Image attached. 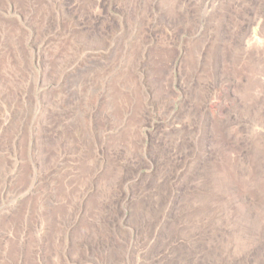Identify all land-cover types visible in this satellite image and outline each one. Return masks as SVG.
Listing matches in <instances>:
<instances>
[{
	"label": "rangeland",
	"instance_id": "1",
	"mask_svg": "<svg viewBox=\"0 0 264 264\" xmlns=\"http://www.w3.org/2000/svg\"><path fill=\"white\" fill-rule=\"evenodd\" d=\"M18 2L19 0H0V21L4 23L7 32L0 34L1 250L13 247L15 235L25 221L29 227L33 226L39 197L44 192L56 194L54 187L59 179L70 170L71 166L75 165L76 160L80 158L78 156L83 155L88 149L80 145L84 142L83 140L77 146L78 151H73V146L79 140V136L75 134L79 131L76 128L80 126L85 134L82 137L95 146L90 145L92 156L105 161L111 157V151L115 153V150L108 148H110V140L120 133L122 127L117 126H123L130 131L136 130H132L138 139L134 140L137 143L133 149L135 152L132 150V154L128 155L126 149L120 147L123 151L121 158L132 167L128 171L129 179L123 183L118 179L115 184L109 182L106 186V189L110 188L109 196H114L112 201L115 202L116 213L119 215L117 219L113 214L116 219V230L123 231L131 239H134L135 235L125 221L131 215L128 205L135 202L133 183L139 184L150 176H157L156 170L160 166L158 164L152 166L149 158L154 152L158 156L159 149L155 147L158 144L157 137L162 139L164 136L173 135L177 139L185 138L188 155H191L187 158L188 160L181 153L182 155H179L181 161L177 163L173 148H171L172 153L161 159L163 167L169 163L167 166H169L168 172L172 182L176 181V177H180L178 185L176 184L174 188L171 184L170 188L173 187L172 191L175 189L176 193L183 195L190 178L189 169L200 161V156L205 152L204 149L209 147L208 141L205 146L200 136L198 138L194 136L198 130L196 125L189 129V121L196 119L197 121L203 119L207 124L209 123V135L216 137L219 141L220 159H223L220 173L222 172L223 178H226L225 180L232 186L229 200L235 209L239 212L258 213L264 217V208L261 210L255 203V188L235 179L225 163L227 152L238 150L240 147L241 136L243 138L248 136L252 140L254 135L251 132H244L237 137L221 133L216 127L218 119L225 118L227 114L231 117L236 116L235 111L241 107L235 90L240 77L243 79L247 77V68L243 67L232 72L229 78L220 76L222 71L220 69L219 77L215 76L214 79H208L205 83L197 77L190 78L188 72L185 73L184 67L190 45H199L202 63L214 62L217 57L222 56L217 48L223 47L228 39L226 37L231 36L226 33V28L235 23L238 25L234 37L236 46H245L247 49L255 45L264 46V0H151V2L150 0H45V7H39V9L37 7L36 10L28 8L30 12L21 11ZM41 8L47 9V17L43 16V13L41 18L38 17ZM48 17L50 18L46 19ZM148 21L152 23L149 24ZM75 45L80 48L76 50ZM135 46L138 54L133 56L131 49ZM159 50L167 53V57L162 61L164 72L162 77L167 76L166 88L164 82L155 76L154 71L156 70L155 62H158L155 54L157 51L161 52ZM6 52H10L12 59L7 58ZM16 53L18 58L13 55ZM16 59L17 61L14 62ZM19 60L23 62L22 65ZM127 64L132 66L131 72L135 77H133L135 85L140 83L154 86L157 89L156 92L140 99L139 102L136 100L135 102L140 104L134 102L133 111H129L128 107L122 104V107L124 105L123 108L129 111L127 114L116 113L109 99L110 102H106L104 113H102L103 108L96 103L95 97L101 92L106 93L108 89L111 90L109 80L112 81L114 77L120 75ZM14 65L19 67L16 69L22 70L21 73L14 69ZM103 67L106 68L103 81L98 82L96 86H81L88 75L97 73L98 69ZM215 73L218 74V71ZM197 86L200 88H196ZM196 95L202 100L197 101V104L194 99ZM192 96L193 100H191ZM14 101L18 102L16 107L11 105ZM29 103L32 106V113H19V109H26ZM198 104H202V108L205 109L202 113L200 112L202 108L196 109L195 105ZM135 110L138 113H134ZM107 111L113 116L114 123L110 121L112 117ZM101 116H105L104 119H101ZM17 119L31 124L28 131V147L25 150L20 146L23 145L21 140L23 131L18 132ZM102 120L104 122L108 120L113 125L108 124L104 128ZM131 122H135V128L131 126ZM69 123L72 125L69 126ZM260 130L264 134V128ZM12 132L14 133L12 141L8 142ZM48 149L52 150L47 152ZM244 153L246 154L247 151L245 150ZM134 156L136 159L133 158ZM137 164L142 165L138 167ZM98 167H100L99 173H103L104 167H101L100 163ZM100 177L89 181L90 183L87 182L88 180L82 181L78 189L80 204L73 215L74 224L62 235V245L66 249L73 243L75 231L80 226L79 222L82 220L85 207L96 193L94 192L97 190L96 187L100 185ZM83 184L87 185L85 193L82 191ZM28 207L30 210L27 209L26 216L25 209ZM29 231L26 230V232ZM3 238H6V243ZM151 241V244H154L155 241ZM150 249H154L152 245ZM66 251L64 250L61 254L63 264H98L100 261L99 253L91 257L90 261H83L79 258L74 260V257ZM142 254H148V259H144ZM9 256H13L11 252ZM159 257L161 256L155 255L154 251L147 252L143 249L134 255L133 260L136 261L135 264H150L154 260L157 261ZM24 261L21 264H46L43 252L35 254L30 261ZM53 261L52 264L59 263L56 258Z\"/></svg>",
	"mask_w": 264,
	"mask_h": 264
},
{
	"label": "bare ground",
	"instance_id": "2",
	"mask_svg": "<svg viewBox=\"0 0 264 264\" xmlns=\"http://www.w3.org/2000/svg\"><path fill=\"white\" fill-rule=\"evenodd\" d=\"M44 1L45 0H19L18 7L21 11L25 12L30 10L28 8H35L36 10L37 7V9H39V7L43 8L45 5ZM243 2L245 3V1ZM42 8L40 9L41 13L38 12V17H40L42 13L43 16L47 17V9L43 10ZM49 18L50 17L46 19ZM148 23L150 24L152 22L148 21ZM237 29L238 25L236 23L229 26L228 29L226 28V33L231 36L226 37L228 39L224 42L223 47L219 46L217 48V50L222 53V56H220L221 59L220 57H217V60L215 59L216 61L214 60V62L208 64H206V62L202 63V56L200 54L201 49L199 48V45H190V49L187 52V61H185L184 67L185 73L188 72L190 78L197 77L200 81L202 80L205 83L208 82V79H214L215 76L219 77L220 69H222L220 76L229 78L232 72L243 67L247 68V77H245V79L240 77L238 85L236 84L238 87L235 90L241 107H238L235 111L236 116L231 117L227 114L226 117L224 116L225 118L218 119L216 121V127L221 133H227L228 135L237 137L243 135L244 132H251L254 135L252 140H250L248 136V138H243L241 136L242 142H240V147L238 150L235 149L227 152L225 163L230 168L235 179L255 188V203H257L258 207L263 210L264 134L260 128H264V46L255 45L251 46L249 49L245 46H236V42L234 43V37L236 36ZM5 33L7 32L4 23H1L0 21V34L3 35ZM225 35L226 34H224V36ZM14 40L15 39H13V41ZM78 47L79 46L75 45L76 50ZM8 49L10 50V47ZM159 51L161 52L157 51L155 54V58L158 59V62H155L156 70L154 71L155 76L164 82L163 84L166 88L167 76L164 78L162 77L164 75L162 61L167 57V53H162V50ZM137 52L138 50L136 46L131 49V54H133V56L138 54ZM3 53L5 52L3 51ZM1 55L3 54L1 53ZM13 55L18 58L17 53ZM7 56L8 59H12L10 52L7 53ZM16 61L17 59L14 62ZM19 63L21 65L23 64L21 60H19ZM16 67L18 66L14 65V69H16ZM18 68L16 70L19 72L22 71ZM131 68L132 66L127 64L126 68L122 70L123 72L120 75H117L114 78L112 77V81L109 80V84L111 85H109V88L112 91L108 89L106 93L101 92L95 97L96 103L103 108L102 113H104L106 102L111 101V106L116 113L121 112L122 114H127L129 111L134 110L133 104L136 100L139 102L145 97H148V95L156 92L157 89L154 86H147L140 83L135 85L136 82L133 80L134 76L132 75ZM217 71L218 74L215 73ZM105 72L106 68L104 67L98 69L97 73L94 72L88 75L87 79L82 81L81 86H96L98 82L103 81ZM138 81L140 82V80ZM210 84L212 83L210 82ZM17 88H19V86ZM196 88L200 87L197 86ZM159 94H161V92ZM193 96L191 100H193ZM199 98L198 95L194 97L196 104L197 101H202ZM15 101L14 104H11L13 107H16V103H18ZM30 103L26 109H19V113H32V106ZM122 104L128 107V112L123 108L124 105L122 107ZM195 106L196 109L201 110L203 105L198 104ZM136 107L138 106L136 105ZM118 108L120 109L117 110ZM204 110L205 109L202 108L200 112L202 113ZM136 111L137 110H135L134 113H138ZM18 115L20 116V114ZM109 116L112 117L110 121L113 122V116L111 114H109ZM104 117L105 116H101V119H104ZM17 120L19 123L18 132H21V130L23 131V137L21 139L23 145L20 146L25 150V148L28 147L27 139L30 123H25L20 119ZM108 124L111 123L107 120L102 124L103 126H101L106 128ZM134 124L135 122H131V126L134 127ZM208 124L203 119L199 121H197V119L189 121V129L193 128L195 125L197 126L198 130L194 133V136L196 138L200 136V139L205 146L208 141L209 147L204 149L205 152L200 156V161L196 160L197 162H195L197 164L189 169L188 173H190V178L188 179L189 182H187L189 185L186 184L187 186H185L186 189L184 190L183 195L176 193L175 189L172 191L180 177H176V181L172 182L171 175L168 172L169 166H167L169 163L163 167V161L161 162V159L163 160V158L167 157L170 152L172 153L171 148H173V153L176 159L175 161L177 163L181 161L179 156L181 153L184 154L186 159L189 158L191 155H188L185 138L181 137L177 139L173 137V135L164 136L162 139L157 137L156 140L158 144L155 145V147L159 149L158 156H156L157 154L155 152L151 153L149 156L152 166L155 164L160 166L159 168L156 167L157 176H150L139 184H136L137 182L133 183L135 202L131 203L130 201L131 204L128 205V208L131 210V215L125 222L126 225H129L132 228L135 235L134 239H131L130 236L123 231L116 230V219L113 217V214L116 215L117 219L119 218V215L116 213V204L112 201V197L114 196H109L108 191L110 188L106 189V186L109 182L115 184L118 179H120L122 183L129 179L128 171L130 168L132 169V167L128 162L121 158L123 151L120 147H124L128 155L132 154V150L137 145L134 141L137 138L133 134L134 132H132V130L135 129H131L130 131V129L124 128L123 126L116 125L118 128H122L118 135L115 134L117 135L116 137H111L112 139L109 144L110 148H108L110 150H115V153L111 151V157L105 161L92 156L90 148L92 143L89 144V141L82 137V135H85L83 134L82 126L77 127L76 129L79 131L75 134L79 136V140H76L77 142L73 146V151H78L77 146L80 142H83V140L84 142L80 145H83L85 149H88L85 153L82 152L83 155L78 156L80 158L76 160L75 165L73 164L74 166H71L70 170L59 179L54 187V192L56 194L44 192V194L39 197L35 208V220L33 226L29 227L27 221L23 224L21 223V228L17 231L18 233L16 234V232H14L16 235L13 247L10 249L4 248V250H1L0 248V264H21L24 259V262L32 260L38 252H43V258L46 264H52L55 258L58 260V264H63L61 254L64 250H67L69 254L74 257V260L75 258H79L80 260L83 259V261H90L91 257H94L99 253L101 255H99L100 261H98V264H135L136 261L134 262L133 260L134 255L143 249H146L147 252L154 251L155 255L161 256L157 261L154 260V262L152 261L150 264H264V217L258 213H250L246 211L239 212L229 200L232 186L227 180H225L226 178H223L221 174L222 172L220 173V167L223 160L220 159L219 154L220 144L216 137H211L209 135L210 130ZM70 125L72 124L69 123V126ZM66 127L68 126L66 125ZM13 130L15 129H12V131ZM199 133L202 134L199 135ZM13 134V132L10 134L11 138L8 142L12 141ZM67 136L69 138V135ZM179 136H181V134ZM6 145H8V143ZM59 146L61 145L59 144ZM102 146L103 144H101V147ZM50 150L52 149H48L47 152ZM245 150L247 151L246 154L244 153ZM196 152H194L195 155ZM207 153H209V155H207ZM133 158L136 159V156ZM99 163L101 164V167H104L103 173H99ZM185 170L186 169H184V171ZM26 171L27 173L29 172L28 168ZM100 174H102V177H100ZM26 177L27 174L25 175V179ZM96 177H100V185L98 188L94 185L97 189L96 191L94 190L96 193L94 195L92 194V199L85 207L82 220L79 222L80 226L77 227L78 229L75 231L73 243L66 249V247L62 245V235L67 228L74 224L73 215L80 204V195H78L80 192L78 193V189L80 188L82 181H93ZM171 184L173 186L172 189L170 188ZM86 186V184H83L82 186V191H84V193L86 191ZM27 209L30 210L29 207L25 209L26 216L28 213ZM26 230L30 231L26 232ZM115 237L117 239H115ZM28 238L30 239L28 240ZM5 239L6 238H3V241L6 243L7 241H5ZM151 240L155 241L154 244H151ZM151 245L154 248L153 250H149ZM10 252L13 255L12 257L9 256ZM143 256L144 259H148V254H144Z\"/></svg>",
	"mask_w": 264,
	"mask_h": 264
}]
</instances>
